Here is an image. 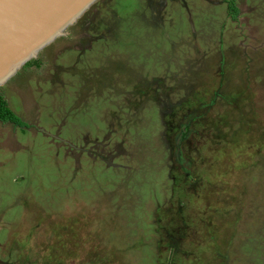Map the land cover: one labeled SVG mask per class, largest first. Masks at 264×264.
Segmentation results:
<instances>
[{
    "label": "rangeland",
    "instance_id": "1",
    "mask_svg": "<svg viewBox=\"0 0 264 264\" xmlns=\"http://www.w3.org/2000/svg\"><path fill=\"white\" fill-rule=\"evenodd\" d=\"M183 1L99 0L0 87V264H264V0Z\"/></svg>",
    "mask_w": 264,
    "mask_h": 264
},
{
    "label": "water",
    "instance_id": "2",
    "mask_svg": "<svg viewBox=\"0 0 264 264\" xmlns=\"http://www.w3.org/2000/svg\"><path fill=\"white\" fill-rule=\"evenodd\" d=\"M99 0H0V87Z\"/></svg>",
    "mask_w": 264,
    "mask_h": 264
},
{
    "label": "trees",
    "instance_id": "3",
    "mask_svg": "<svg viewBox=\"0 0 264 264\" xmlns=\"http://www.w3.org/2000/svg\"><path fill=\"white\" fill-rule=\"evenodd\" d=\"M229 2L231 3V12H232V16L233 17H237L239 14H240V9H239V7L237 6V4H235V3H237V0H229ZM235 5V6H234ZM42 64V61L40 60V59H33V60H31V61H29L26 65H25V69L26 68H28V67H30V66H33V65H36V66H40ZM4 94L5 93H3V91L2 92H0V121L1 122H3V123H12L15 127H18L19 129H22V130H25V129H27L30 125H29V123L27 122V121H25V120H23L22 118H21V116L19 115V114H17L11 107H10V105H9V103H8V100L5 98V96H4ZM237 95V94H236ZM226 98L225 99H227L228 100V98L229 97H232V101L234 102H236L237 104H239V106H240V109L237 111L238 113H241V111L243 110L244 111V106L246 105V104H248L249 103V101H250V99H251V96H243V97H234V94L232 93L231 94V96H225ZM239 99H240V101H239ZM236 112V113H237ZM163 115V114H162ZM163 117H165L164 115H163ZM245 119V117H243V116H237L236 117V119H235V121H240L241 122V124L243 123H245V122H243V120ZM230 120V118L228 117V116H224V119H222V120H219V121H216V124H222V122H225V123H227L228 121ZM246 120V119H245ZM206 122V121H205ZM224 124V123H223ZM246 124H247V122H246ZM202 125H204V124H202ZM206 125V124H205ZM190 129H192L191 127H190ZM192 132L193 131H191L190 132V135H192ZM235 132H239V133H242V128H241V125H240V127H238L236 130H235ZM246 133H248L249 134V132H246ZM250 135V134H249ZM241 136V135H240ZM239 136V137H240ZM218 137V139H216V144H218V145H221V144H225L226 143V141L229 139V140H231L232 142H234V141H237V143H244V141L241 139V140H238V137H235V135L234 134H232V133H230L229 134V132H227V134H221V137L218 135L217 136ZM242 137L245 139L246 138V134H245V132L242 134ZM248 143V142H247ZM178 156V155H177ZM181 157V155L179 154V157L178 158H180ZM181 187V186H180ZM179 212V211H178ZM206 216H208L209 218H210V216L209 215H206Z\"/></svg>",
    "mask_w": 264,
    "mask_h": 264
},
{
    "label": "flooded vegetation",
    "instance_id": "4",
    "mask_svg": "<svg viewBox=\"0 0 264 264\" xmlns=\"http://www.w3.org/2000/svg\"><path fill=\"white\" fill-rule=\"evenodd\" d=\"M185 1V0H184ZM183 1V2H184ZM188 1H190V0H188ZM187 1V2H188ZM192 1H194V0H192ZM206 1H208V2H211V4L210 5H216V1L215 0H206ZM226 3H227V10H228V15H229V17L232 19V20H234V18L235 17H233L232 15V12H231V3L229 2V0H224ZM186 1H185V4H182L183 6H188V3H187ZM235 4H237V3H235ZM235 6V5H234ZM238 6V5H237ZM189 7V6H188ZM187 7V8H188ZM240 11H241V9H240ZM237 17H239V15L237 16ZM236 17V18H237ZM229 65V64H228ZM33 67H35V66H32L31 68H33ZM230 67V66H229ZM226 68H228V66L226 67ZM228 71H229V69H227ZM228 79H230L229 78V75H228ZM18 80H20L21 81V78H20V76L18 77ZM223 81H225V78H224V80ZM19 83V82H18ZM21 83L23 84V85H28V80H27V77L24 79V80H22L21 81ZM20 86V85H19ZM169 116H167L166 115V112H164L163 113V115L165 116V118H166V120L167 121H169V119H170V116L172 117V116H177V114L175 115V113L174 114H172V113H170V112H168L167 113ZM172 121H174L175 122V119L173 118L172 119ZM182 124V118H180V120H179V117H178V122L176 123V124H174L173 126L174 127H176L177 129H178V135H177V137H176V141H175V151H174V153H175V155H176V157H179V154L182 156V154H183V152H184V150H185V148H186V145H188V144H190V140H189V136H190V131H191V129H190V125L189 124H183L182 126H180ZM30 128H31V126H29ZM28 127V128H29ZM37 127V126H36ZM66 141V140H65ZM64 143H66L65 145H67L68 147H70V149L71 150H74V149H76V150H78V148H82L84 145H81V146H77V145H75V144H72L71 143V141H66V142H64ZM71 143V144H70ZM83 143V142H82ZM85 144V143H84ZM76 147V148H75ZM80 148V149H81ZM178 155V156H177ZM190 171H188V170H186V174L187 173H189Z\"/></svg>",
    "mask_w": 264,
    "mask_h": 264
},
{
    "label": "clouds",
    "instance_id": "5",
    "mask_svg": "<svg viewBox=\"0 0 264 264\" xmlns=\"http://www.w3.org/2000/svg\"><path fill=\"white\" fill-rule=\"evenodd\" d=\"M43 50H44V49H43ZM40 54H41V53H40ZM39 56H40V55H39ZM37 59H39V57H38ZM32 60H33V59H32ZM30 61H31V60H30ZM28 62H29V61H28ZM28 62H27V63H28ZM27 63H26V64H27ZM26 64H25V65H26ZM25 65H24V67H25ZM33 66H36V65H33ZM24 67H23L22 69L26 70V69H28V68H31L32 66H30V67H28V68H26V69H25ZM37 67H38V66H37ZM22 69H20V70L18 71V73H17L14 77H16V76H17V77L21 76V75H22V72H20V71H21ZM14 77H13V78H14ZM13 78H11L7 83L9 84V82H10L11 80H13ZM16 80H18V79H16ZM23 80H24V79H23ZM21 81H22V80H21ZM5 85H6V84H5ZM20 86H21V85H20ZM177 135H178V133H177ZM175 140H176V139H175ZM75 148H76V147H75Z\"/></svg>",
    "mask_w": 264,
    "mask_h": 264
}]
</instances>
